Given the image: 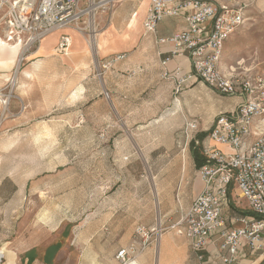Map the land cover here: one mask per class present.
Here are the masks:
<instances>
[{"label": "rangeland", "instance_id": "rangeland-1", "mask_svg": "<svg viewBox=\"0 0 264 264\" xmlns=\"http://www.w3.org/2000/svg\"><path fill=\"white\" fill-rule=\"evenodd\" d=\"M121 1L96 0L107 3L96 13L100 47ZM254 10L225 44L226 73L264 77V13ZM84 27L89 41L91 30ZM87 46L94 63L84 89L71 90L77 81L63 73L68 65L54 62L50 69L61 75L36 80L40 100L32 111L19 95L33 87L22 74L36 48L24 52L19 66L0 63V93L10 99L0 127V242L13 255L10 264H121L117 253L131 244L137 252L124 264L159 262L163 236L179 237L171 227L191 203L199 176L186 124L200 118V129L207 130L208 107H234L210 87L215 101L203 86L176 93L164 82L149 85L111 70L105 75L98 46ZM9 54L0 50V62ZM232 204L229 219L241 218L236 210L250 212L234 192ZM137 226L149 232L145 246ZM261 237L259 250L246 247L245 264L263 263L264 231Z\"/></svg>", "mask_w": 264, "mask_h": 264}, {"label": "built area", "instance_id": "built-area-1", "mask_svg": "<svg viewBox=\"0 0 264 264\" xmlns=\"http://www.w3.org/2000/svg\"><path fill=\"white\" fill-rule=\"evenodd\" d=\"M232 2L150 0L143 23L146 33H156L158 24L166 18L184 19L183 29L169 39L159 40L161 44L171 45L170 54L162 63L163 78L177 80L176 93L190 81L201 80L221 95L241 99L236 109L215 118L207 130L206 141L197 138L201 133L200 118L188 122L184 129L190 143L194 141L202 146L206 163L198 170V175L204 187L171 229L184 237L198 264H245L246 247H251L253 252L259 250L264 231V77H245L222 69L226 42L247 21L246 5ZM92 3L97 2L0 0L2 38L10 44L22 43L28 51L57 31L73 29L85 33V20ZM70 46L71 38L63 35L59 51L67 54ZM125 57L117 55L101 67L107 70ZM177 57H185L190 64V72L182 77L179 69L174 72L166 69ZM9 104L10 99L3 96L2 107L8 111ZM7 113L0 114V127ZM233 192L238 200L247 204L251 213L236 219L242 224L239 228L227 225L228 221L233 224V219L226 217ZM135 235L145 246L149 240L148 230L137 226ZM136 252V244H131L128 249L119 251L116 258L124 264ZM6 261V251L0 242V264Z\"/></svg>", "mask_w": 264, "mask_h": 264}, {"label": "crops", "instance_id": "crops-1", "mask_svg": "<svg viewBox=\"0 0 264 264\" xmlns=\"http://www.w3.org/2000/svg\"><path fill=\"white\" fill-rule=\"evenodd\" d=\"M243 1L246 4V24L251 20L249 15L250 10L252 11V9H255L254 11L264 13V0ZM149 5L150 0H122L119 2L111 24L101 32L102 44L100 48H97V54L102 62L101 64L106 63L117 55H126L123 60L116 62L112 67L108 68L105 71V75L111 70V75L128 74L131 79L143 80L148 82L149 85L155 81L161 84H163V82L171 84L176 91L177 80H167L163 78L165 69L162 63L170 54L171 45L169 43L161 44L159 40L169 39L175 33L183 29L185 27L184 19L183 17L166 18L158 24L156 33H146L143 23ZM135 15H138L137 23L135 27L129 28L130 22ZM63 35H68L71 38V46L67 54H63L59 51V44ZM32 55V58H30L32 63L24 70L22 75L24 82L31 83L33 87L27 90V92L25 91L24 94L19 95L25 110H35L39 105V91L41 90H39V86H37V79L42 78L43 75L49 78L51 77L52 79H55L57 75H61V73L54 72L50 69V66L54 62L58 63L62 60L63 63L68 65L69 69L64 70L63 73L77 81L71 87V90L77 86L84 89V84H86L87 79L92 77L91 67L94 63V57L90 54V49L87 46L85 37L73 29L57 31L47 36L40 45L36 47ZM166 69L169 72H174L179 69L180 76L182 77L190 72V64L185 57H177L167 64ZM24 75L30 76V78H25ZM199 86H203L204 89L208 91V100L211 99L215 101L214 92L210 90L207 85L198 80L190 81L185 84L182 89L184 90V88L187 87L194 89ZM110 87L111 86L107 82V90H110ZM219 97L229 100L234 107L231 106L227 109H223L217 105L208 107L204 111V115H206L208 121H211V126L220 113L231 112L236 109L241 102L239 97L224 95H219ZM207 130H201V132H207ZM204 140L206 141L207 137ZM219 148L223 150L226 149L224 146H219ZM198 170L199 169H197V171ZM203 187L204 184L198 176L196 187L191 193V203L202 192ZM226 217L229 219L228 212H226ZM227 225L229 228H233L235 225L238 226L236 228L242 226L240 222L234 219L233 224L228 221ZM176 235L178 234L176 233ZM178 236L176 240L174 237L164 238L163 236V247L161 246L158 264H198L184 237ZM171 240V245L167 247L166 244ZM170 254L171 258L168 257ZM181 254L182 257L180 256ZM8 264H10L9 259Z\"/></svg>", "mask_w": 264, "mask_h": 264}, {"label": "bare ground", "instance_id": "bare-ground-1", "mask_svg": "<svg viewBox=\"0 0 264 264\" xmlns=\"http://www.w3.org/2000/svg\"><path fill=\"white\" fill-rule=\"evenodd\" d=\"M107 2V1H106ZM106 2L104 4L102 3H92L91 7L89 8L88 12H89V17L87 18V22L86 25H88V27L91 30V38L89 41H87L86 39V43L90 45V47H95L96 45L98 46V48H100L99 46V32L97 31V25H96V13L97 10L103 6L106 5ZM138 20V15H135L131 22H130V27L129 28H133L135 27L136 23ZM77 32V31H76ZM82 36H84V31L79 32ZM85 37V36H84ZM128 37V36H127ZM8 46V47H7ZM17 48H21L20 51ZM0 50L1 51H10L9 56L7 57L6 60L1 61L0 63H10L13 64L15 66H19L22 61H24L25 59V55L24 52L27 51V48L23 46V44H10L7 43L2 37H0ZM32 76V75H31ZM25 78L30 76L24 75ZM16 78H18V75L16 74ZM2 95L0 93V99H2ZM2 103V101H0ZM5 112V114L8 112L6 108H3V112L2 114ZM1 166H2V158L0 157V170H1ZM4 247V246H3ZM5 248V247H4ZM7 248H5L6 251V257H7V262L5 264H8V258H9V262L12 259V254L8 257V252L6 250ZM157 262V261H156ZM158 264V262L156 263Z\"/></svg>", "mask_w": 264, "mask_h": 264}, {"label": "trees", "instance_id": "trees-1", "mask_svg": "<svg viewBox=\"0 0 264 264\" xmlns=\"http://www.w3.org/2000/svg\"><path fill=\"white\" fill-rule=\"evenodd\" d=\"M201 81V80H199ZM208 136V132H201L199 134H197V138H199L201 141L204 140L206 137ZM190 146H191V154H192V157H193V160H194V164H195V167L196 169H200L205 163H206V158L205 156L203 155V152H202V146H197L194 141H192L190 143ZM231 207H234V205L232 204ZM237 213H239L241 216H247V215H251L250 212H243V211H240V210H236ZM264 264V261L263 263Z\"/></svg>", "mask_w": 264, "mask_h": 264}]
</instances>
